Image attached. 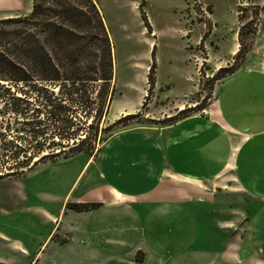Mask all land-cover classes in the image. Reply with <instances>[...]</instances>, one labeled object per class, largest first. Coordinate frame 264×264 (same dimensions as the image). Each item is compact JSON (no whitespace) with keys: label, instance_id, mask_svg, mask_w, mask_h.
Segmentation results:
<instances>
[{"label":"crops","instance_id":"obj_1","mask_svg":"<svg viewBox=\"0 0 264 264\" xmlns=\"http://www.w3.org/2000/svg\"><path fill=\"white\" fill-rule=\"evenodd\" d=\"M210 106L218 130L130 129L63 158L84 156L63 169L59 206L40 212L25 244L0 233V263L264 264V58L230 75Z\"/></svg>","mask_w":264,"mask_h":264},{"label":"rangeland","instance_id":"obj_2","mask_svg":"<svg viewBox=\"0 0 264 264\" xmlns=\"http://www.w3.org/2000/svg\"><path fill=\"white\" fill-rule=\"evenodd\" d=\"M92 1L110 50V95L98 121L93 120L99 105L94 92L102 82L83 84L73 103H61L66 112L55 126L63 131L82 130L78 135V140L82 139V152L67 149L78 140L60 145L56 132L51 130L52 123L42 115L43 110L38 113L37 119L41 121L38 128L43 138L37 140L39 145H44L42 155L61 148L66 156L94 154L111 136L130 129L157 133L174 129L180 132V137L206 125L218 130V121L210 108L214 92L241 67L254 68L258 59L264 58V0ZM31 7L32 0H0V18L26 15ZM232 44L233 49H238L236 54H232ZM68 84L63 81V87ZM40 86L37 81L19 86L28 92L25 98L29 103L28 118L34 115L32 110L43 107L40 103L44 98L32 88ZM6 87V83H0V233L25 244L41 224L40 212L59 206L63 169L78 167L84 156H75L63 163L65 155L61 154L45 159L31 171L19 170L23 171L20 177L12 176L9 170L15 161L24 159L23 153H17L19 147L23 141L30 140L12 113L3 107L12 97H19L12 90L3 92ZM49 91L55 102H61L57 87L51 85ZM30 143L35 146L33 140ZM28 152L38 151L31 148L25 155ZM91 172L89 169L82 173L83 181ZM243 202L245 206L250 203L247 199ZM229 204H238V201L229 199ZM246 211L253 212L248 208ZM15 246L13 243L9 246L11 251H16Z\"/></svg>","mask_w":264,"mask_h":264},{"label":"trees","instance_id":"obj_3","mask_svg":"<svg viewBox=\"0 0 264 264\" xmlns=\"http://www.w3.org/2000/svg\"><path fill=\"white\" fill-rule=\"evenodd\" d=\"M98 46H102L101 49ZM97 51L101 54L98 55ZM96 59L99 61L96 62ZM80 66L87 68L82 70ZM111 79L107 35L92 0H32L31 11L28 14L0 18V83L7 85L3 92L9 93L12 90L13 93L19 94L17 98L12 97L11 102L4 103L3 107L12 113L14 121L21 126L20 130L27 132V138L30 140L23 141L24 144L20 145L17 153H23L24 159L20 162L15 161L11 167L13 169L9 170L10 174L20 177L23 171L19 170L31 171L32 167L45 159L64 154L62 148L50 154H40L44 145H39L37 140L43 138L42 131L38 128L41 125V121L37 119L38 113L43 110L42 115L52 123L51 130L53 133L56 132L54 135L60 139V145L75 142L82 130L63 131V128L58 129L55 126V122L63 118V113L66 112L61 103L63 101L73 103V97L81 92L83 84L102 82L99 89L94 92L99 105L94 111L93 120L98 121L110 95ZM34 81L42 84L38 88H32L38 96L44 98V102L40 103L42 109L32 110L34 115L28 118L29 103L25 100L28 92L26 88L19 86ZM63 81L69 82L67 87H63ZM51 85L57 87V95L61 102H55L53 93L49 91ZM83 90L85 91V88ZM5 128H8V124H5ZM19 139L22 140L20 137ZM31 140L35 142V146L31 145ZM81 143L82 139L78 140L75 146H67V149L70 152H82ZM31 148L38 152H28V156L25 155ZM67 157L69 156L65 155L63 158ZM98 206L97 203L67 205L76 211H88Z\"/></svg>","mask_w":264,"mask_h":264},{"label":"bare ground","instance_id":"obj_4","mask_svg":"<svg viewBox=\"0 0 264 264\" xmlns=\"http://www.w3.org/2000/svg\"><path fill=\"white\" fill-rule=\"evenodd\" d=\"M235 48V47H234ZM233 50H235V49H233Z\"/></svg>","mask_w":264,"mask_h":264}]
</instances>
